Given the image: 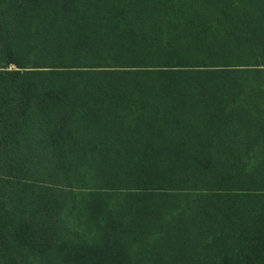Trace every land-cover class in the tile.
<instances>
[{"label": "trees", "instance_id": "trees-1", "mask_svg": "<svg viewBox=\"0 0 264 264\" xmlns=\"http://www.w3.org/2000/svg\"><path fill=\"white\" fill-rule=\"evenodd\" d=\"M0 264H264V0H0Z\"/></svg>", "mask_w": 264, "mask_h": 264}]
</instances>
